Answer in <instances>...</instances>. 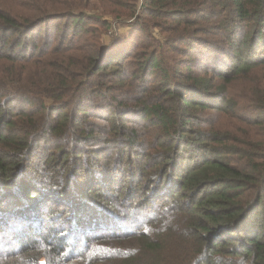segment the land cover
Returning <instances> with one entry per match:
<instances>
[{"label":"trees","instance_id":"obj_1","mask_svg":"<svg viewBox=\"0 0 264 264\" xmlns=\"http://www.w3.org/2000/svg\"><path fill=\"white\" fill-rule=\"evenodd\" d=\"M0 264H264V0H0Z\"/></svg>","mask_w":264,"mask_h":264},{"label":"rangeland","instance_id":"obj_2","mask_svg":"<svg viewBox=\"0 0 264 264\" xmlns=\"http://www.w3.org/2000/svg\"><path fill=\"white\" fill-rule=\"evenodd\" d=\"M127 31H128V27H120V26H116V28H114V30H113L114 33L117 32V33H119V34L127 33ZM114 33H113V34H114ZM110 35H111V34H110ZM104 41H105V42H108V41H109V36H106V37L104 38Z\"/></svg>","mask_w":264,"mask_h":264}]
</instances>
